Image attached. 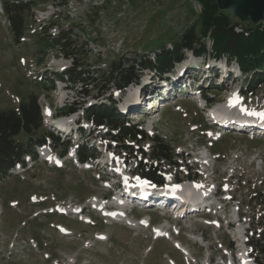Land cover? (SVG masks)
I'll return each instance as SVG.
<instances>
[{
    "label": "rangeland",
    "instance_id": "374dc122",
    "mask_svg": "<svg viewBox=\"0 0 264 264\" xmlns=\"http://www.w3.org/2000/svg\"><path fill=\"white\" fill-rule=\"evenodd\" d=\"M18 1L32 5L23 14L24 37L19 42L3 7L10 1L0 0V110L18 109L30 96L36 97L42 126L17 139L30 142L67 130L70 136L57 134L58 144L69 142L71 146L64 152L62 145L53 146L47 138L45 146L35 142L37 160L26 156L24 165L16 164L0 178V264H238L237 259L256 264L253 259L260 258L248 242L264 228V137L256 136L264 124L230 132L224 124L229 119L225 114L229 95L223 92L230 87L235 94L230 105L239 112L231 106L230 113L247 118L244 114L255 111L254 106L264 107V83H255L246 95L242 93L251 73L240 71V77L232 81L238 62L227 52L218 56L211 52L212 39L207 37L200 39L207 52L197 56L183 51V59L172 64V76L165 74L161 79L156 72L145 70L139 80L143 86L137 82L97 97V89L108 85L114 61L127 64L135 57L153 59L156 53L171 51L186 30L193 28L199 34V0ZM229 17L235 32L256 26ZM59 32H63L65 46L53 47ZM195 65L200 69L190 75L188 70ZM72 67L81 78L94 80L97 89L69 81L65 72ZM181 69H187L191 81L187 90L171 82ZM205 71L210 72L206 81ZM164 80L169 85L162 87L163 94L149 95L154 99L148 111L134 112L136 97L146 99L148 90L155 92ZM179 87L178 93L172 91V96L161 101L166 89ZM108 98L130 124L164 141L171 153L168 162L152 161L150 141L116 142L108 132L83 119L85 107ZM225 98L226 102L217 105ZM69 108L75 110L67 112ZM49 118L53 119L50 125ZM55 122L62 130L54 128ZM237 127L232 128H245ZM73 144L94 148L98 156L76 162ZM145 164L159 168L161 188L179 180L184 182L174 185L179 190L180 186L199 189L204 198L196 203L206 208L184 213L198 205L173 185V192L183 197L178 215L138 207L137 200L125 199L126 193L116 188V182L137 181L145 190L155 189L156 182L134 173ZM95 200L103 207L90 211L83 220H74L76 215L67 212L73 204L92 206ZM121 201L125 206H120ZM114 210L121 215L106 214Z\"/></svg>",
    "mask_w": 264,
    "mask_h": 264
},
{
    "label": "trees",
    "instance_id": "16d2710c",
    "mask_svg": "<svg viewBox=\"0 0 264 264\" xmlns=\"http://www.w3.org/2000/svg\"><path fill=\"white\" fill-rule=\"evenodd\" d=\"M4 3V11L11 25V31L19 42L24 37L23 31V14L29 10L32 5L29 3L19 2L18 0H9ZM201 4L199 34L195 33L193 28L186 30L181 36L179 42L173 45L171 51L163 50L156 53L153 59L149 57H135L127 64L121 61H114L108 73L106 84L97 89L94 80H85L75 72L74 67L67 69L65 76L69 81L79 83L81 86H92L98 90L97 97L107 94L112 88L121 90L127 86L139 82L143 72L150 70L156 72L162 77L172 69L175 61L183 59V51L190 50L191 53L201 56L207 52L205 44L200 39L210 37L212 39L211 52L216 56L228 53L230 59H235L243 72H250L251 77L245 82V95L251 91L255 83H264V18L259 26L253 27L249 31L235 32L231 25L230 17L226 12L218 9L216 0H199ZM56 43L53 47H64L63 32L58 33ZM74 65L76 60L73 59ZM54 81V80H53ZM52 81V82H53ZM85 91H87L85 89ZM244 95V96H245ZM243 96V97H244ZM209 101L210 98L207 97ZM114 100L108 98L107 102H100L83 109L84 119L90 122L94 127L101 128L109 133L110 138L118 141H150V158L153 162L160 164L161 161L168 162L171 153L164 141L158 135L148 136L137 125L130 124L127 117L119 112L114 106ZM67 112H73L74 108H69ZM42 126L40 108L37 99L30 96L26 103L21 104L15 110H0V178L9 174V171L16 164L24 165V158L30 156L37 160L34 150V144H45V138L49 139L53 146H63V151L68 149L69 142L58 144L59 137L57 134L49 133L44 138L36 139L30 142L18 140V136L23 133L30 135L34 130ZM118 138V139H117ZM34 142V143H33ZM123 146H127L123 144ZM76 156L80 163L87 162L89 159L98 156L94 148L85 145L77 146ZM159 168L150 165L140 166L134 172L155 182H162V177L157 173ZM252 235L248 245L257 251L258 258L253 259L256 264H264V228L257 236Z\"/></svg>",
    "mask_w": 264,
    "mask_h": 264
},
{
    "label": "bare ground",
    "instance_id": "6f19581e",
    "mask_svg": "<svg viewBox=\"0 0 264 264\" xmlns=\"http://www.w3.org/2000/svg\"><path fill=\"white\" fill-rule=\"evenodd\" d=\"M220 65H225L226 66V64H220ZM220 65H218V66H220ZM227 67V66H226ZM228 68V67H227ZM232 73L233 74H236V75H238V73H239V69L237 70L236 68L235 69H233L232 70ZM233 76H235V75H233ZM231 88L230 87H226V91H224L223 93H225L226 94V96L227 95H229V98L227 99V102H226V104H225V106H226V112H225V114L228 116V118L229 119H225L226 121L224 122V124H226V125H229V127H234V126H236V125H238V127H241L242 128V126L244 125L245 126V128L244 129H246V126H250V125H255L256 127L258 126V128L259 127H261L260 125L262 124H264V119H255V120H252V121H255L254 123H244L245 122V120H246V118H243V117H236V116H233L230 112H232L230 109H228V108H231V106H232V104L230 105V97L232 96L233 98H234V96H235V94H233V93H231ZM158 94V93H157ZM137 98V101H134L133 103L134 104H139L140 102H141V99H142V96H137L136 97ZM134 100H135V98H134ZM225 100H226V98H225ZM223 103V102H222ZM222 103H219V104H222ZM218 104V105H219ZM236 105V104H235ZM214 106H217V105H214ZM239 106V105H238ZM233 107V106H232ZM234 109V112H239V111H237V110H239L238 108H236V107H233ZM224 116V115H223ZM147 117V116H146ZM226 117V116H225ZM218 118V117H217ZM262 118H264V117H262ZM149 119V118H148ZM248 121V120H247ZM229 122V123H228ZM237 122H240V123H237ZM241 123H244V124H241ZM220 124V123H219ZM239 124H241V125H239ZM57 127H59L60 129L62 128V126H57ZM257 128V129H258ZM66 129V128H65ZM62 130V129H61ZM65 131V130H64ZM67 131V130H66ZM259 133H263L264 134V125H263V127H261L260 129H259V131H258ZM178 183H172V185L174 186V185H177ZM172 186V187H173ZM174 188V190L175 191H177L178 193L180 192V193H185V194H187L191 199L190 200H196V201H194V204L193 205H198V207L197 208H200V204L199 203H196V202H199V201H202V197H200L199 196V192H200V190L199 189H193V188H191V187H187V188H185V187H181L180 186V190L176 187V186H174L173 187ZM173 192V190L170 188V191H169V194H168V196L169 197H167V198H165V200L166 199H169L170 201H173V202H175V204H176V212L177 213H179L180 211L182 212V204L180 203V202H182L183 200H182V198L183 197H181V195L180 194H178V193H176V192ZM198 194V195H197ZM192 196V197H191ZM204 198V197H203ZM125 199H127V198H125ZM190 200H188V201H190ZM185 201V200H184ZM187 201V202H188ZM121 204H123L122 203V201L120 202V206L121 207H123V205H121ZM205 206V205H204ZM203 206V207H204ZM203 207H201L200 209H202ZM190 208H192L191 206L190 207H188V209H190ZM196 208V209H197ZM186 211V210H185ZM116 213H118V212H116ZM120 213V212H119Z\"/></svg>",
    "mask_w": 264,
    "mask_h": 264
},
{
    "label": "water",
    "instance_id": "95a60500",
    "mask_svg": "<svg viewBox=\"0 0 264 264\" xmlns=\"http://www.w3.org/2000/svg\"><path fill=\"white\" fill-rule=\"evenodd\" d=\"M218 9L241 22L259 26L264 18V0H216Z\"/></svg>",
    "mask_w": 264,
    "mask_h": 264
},
{
    "label": "snow or ice",
    "instance_id": "6c2138e0",
    "mask_svg": "<svg viewBox=\"0 0 264 264\" xmlns=\"http://www.w3.org/2000/svg\"><path fill=\"white\" fill-rule=\"evenodd\" d=\"M262 117H264V114H260Z\"/></svg>",
    "mask_w": 264,
    "mask_h": 264
}]
</instances>
